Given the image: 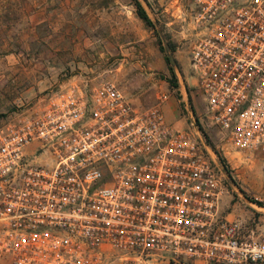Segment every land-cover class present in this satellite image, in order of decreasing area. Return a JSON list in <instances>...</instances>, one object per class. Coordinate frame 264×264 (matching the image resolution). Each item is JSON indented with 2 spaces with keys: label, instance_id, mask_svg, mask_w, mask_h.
<instances>
[{
  "label": "built area",
  "instance_id": "1",
  "mask_svg": "<svg viewBox=\"0 0 264 264\" xmlns=\"http://www.w3.org/2000/svg\"><path fill=\"white\" fill-rule=\"evenodd\" d=\"M186 31L185 123L165 120L167 94L140 108L106 81L46 93L0 130V260L264 264V231L227 217L221 161L264 171V0H191Z\"/></svg>",
  "mask_w": 264,
  "mask_h": 264
},
{
  "label": "rangeland",
  "instance_id": "2",
  "mask_svg": "<svg viewBox=\"0 0 264 264\" xmlns=\"http://www.w3.org/2000/svg\"><path fill=\"white\" fill-rule=\"evenodd\" d=\"M140 2L153 28L136 15L131 0H0V130L46 93L73 83L89 89L106 81L140 108L157 104L158 97L167 94L161 104L165 120L185 123L180 90H191L184 41L191 0ZM169 55L175 61L177 87L171 85L173 75L165 59ZM193 105L201 111L198 98ZM223 159L230 178L225 212L242 221L245 234H259L264 231L260 160ZM0 264L12 263L2 259Z\"/></svg>",
  "mask_w": 264,
  "mask_h": 264
},
{
  "label": "trees",
  "instance_id": "3",
  "mask_svg": "<svg viewBox=\"0 0 264 264\" xmlns=\"http://www.w3.org/2000/svg\"><path fill=\"white\" fill-rule=\"evenodd\" d=\"M133 2V5L135 7V13L136 15L149 27H154L153 21L149 17L148 13L146 12L145 8L143 7L142 3L140 0H131ZM171 49L173 50V47L170 46ZM163 50V48H160ZM166 62L168 63L169 69L172 73V78H171V85L174 87L178 86V80L177 76L175 75L174 68L172 66V63L170 62V59L168 56H166ZM222 162H224V159H221Z\"/></svg>",
  "mask_w": 264,
  "mask_h": 264
},
{
  "label": "water",
  "instance_id": "4",
  "mask_svg": "<svg viewBox=\"0 0 264 264\" xmlns=\"http://www.w3.org/2000/svg\"><path fill=\"white\" fill-rule=\"evenodd\" d=\"M169 59H170V62H171L172 64H175V61H174L172 55H169Z\"/></svg>",
  "mask_w": 264,
  "mask_h": 264
},
{
  "label": "crops",
  "instance_id": "5",
  "mask_svg": "<svg viewBox=\"0 0 264 264\" xmlns=\"http://www.w3.org/2000/svg\"><path fill=\"white\" fill-rule=\"evenodd\" d=\"M178 102H179V101H178ZM176 103H177V101H176ZM227 217L230 218V217H229V214H227ZM230 219H231V218H230ZM253 232H254V231H253Z\"/></svg>",
  "mask_w": 264,
  "mask_h": 264
}]
</instances>
